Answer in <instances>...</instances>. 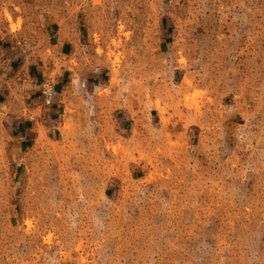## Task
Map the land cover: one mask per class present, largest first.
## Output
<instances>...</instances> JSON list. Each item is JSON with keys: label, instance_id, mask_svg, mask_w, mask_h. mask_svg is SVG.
<instances>
[{"label": "rangeland", "instance_id": "obj_1", "mask_svg": "<svg viewBox=\"0 0 264 264\" xmlns=\"http://www.w3.org/2000/svg\"><path fill=\"white\" fill-rule=\"evenodd\" d=\"M0 264H264V0H0Z\"/></svg>", "mask_w": 264, "mask_h": 264}, {"label": "built area", "instance_id": "obj_2", "mask_svg": "<svg viewBox=\"0 0 264 264\" xmlns=\"http://www.w3.org/2000/svg\"><path fill=\"white\" fill-rule=\"evenodd\" d=\"M39 94L41 97V104L48 106L54 95L53 83L50 79H42L39 83Z\"/></svg>", "mask_w": 264, "mask_h": 264}]
</instances>
